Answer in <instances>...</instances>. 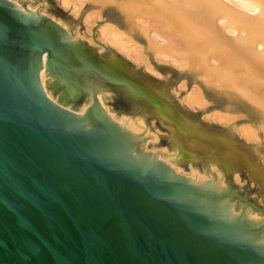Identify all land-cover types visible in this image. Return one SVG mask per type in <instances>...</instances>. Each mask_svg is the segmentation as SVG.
Returning a JSON list of instances; mask_svg holds the SVG:
<instances>
[{
    "label": "water",
    "instance_id": "water-1",
    "mask_svg": "<svg viewBox=\"0 0 264 264\" xmlns=\"http://www.w3.org/2000/svg\"><path fill=\"white\" fill-rule=\"evenodd\" d=\"M260 68L264 0H0V264H264Z\"/></svg>",
    "mask_w": 264,
    "mask_h": 264
},
{
    "label": "flooded vegetation",
    "instance_id": "flooded-vegetation-1",
    "mask_svg": "<svg viewBox=\"0 0 264 264\" xmlns=\"http://www.w3.org/2000/svg\"><path fill=\"white\" fill-rule=\"evenodd\" d=\"M87 6H97V5H91V4L89 5L88 4ZM153 63L155 64V67L158 70H160L162 72H166V70L163 69L165 67H160L155 61H153ZM166 69H170L171 71L176 72L178 75H179V73H181L180 75H184V76L186 75L188 77V79H189V82H191L192 79L193 78H196V76H197L195 74V72L191 71L189 68H185L183 70H178L177 68H174L173 69V68L168 67ZM259 72H260V74H263L264 75V68H262V69L260 68ZM204 91H205V89H204ZM205 96H206L207 99H209L210 101H213L214 104H215L213 106L212 105L208 106L207 107V110L208 111H210L212 108H220L223 111H227L226 110V107H224V105H226L227 103H229L230 104V107L232 109L230 111H233V112H235L238 115L245 116V117L238 118V119L234 120L232 122L233 124H238V123L240 124V123L245 122V121L246 122L255 123L253 121H256V118L257 117L254 115L253 111L250 109L251 107H249V105L247 103H245V104L244 103H241L240 100L239 99H236V98H232L230 100L225 99L222 96H221V99L215 98L213 96V93L208 92V91H205Z\"/></svg>",
    "mask_w": 264,
    "mask_h": 264
}]
</instances>
